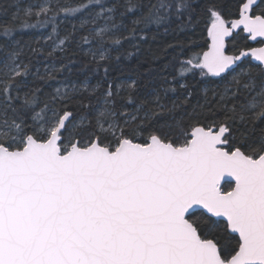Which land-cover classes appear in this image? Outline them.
I'll return each instance as SVG.
<instances>
[{
    "label": "snow or ice",
    "instance_id": "obj_1",
    "mask_svg": "<svg viewBox=\"0 0 264 264\" xmlns=\"http://www.w3.org/2000/svg\"><path fill=\"white\" fill-rule=\"evenodd\" d=\"M16 7L0 25V264H264V0ZM197 14L207 50L165 59L143 83L108 78L126 42ZM48 26L46 46L14 39ZM238 30L261 46L228 54ZM77 57L85 80L45 94ZM193 89L203 103L176 119L181 105L162 101L183 90L187 106Z\"/></svg>",
    "mask_w": 264,
    "mask_h": 264
},
{
    "label": "trees",
    "instance_id": "obj_2",
    "mask_svg": "<svg viewBox=\"0 0 264 264\" xmlns=\"http://www.w3.org/2000/svg\"><path fill=\"white\" fill-rule=\"evenodd\" d=\"M40 0H0V24L8 23L13 16V13L17 12L16 5H19V8L22 10L28 7L31 4L38 3ZM187 21L185 17L184 21H177L175 17L172 18V23L170 25H151L148 29L145 30L143 35L146 36L144 40H132L131 42H126L123 45L122 51L127 55L128 52H131V56L121 57L118 64H113L109 72V79L115 78V83L124 81V80H137L140 83H143L141 79L142 76L146 74V71L151 69H157L159 66H162V62L165 59H171L176 54L183 51L184 56L182 58H187L193 53L200 52L202 53L207 49L209 39L207 36V23L206 20L197 14L190 24L183 26ZM167 29V31H165ZM34 34V33H33ZM21 36V41L24 43H29L31 37L30 34L26 33H15L14 37ZM2 38V37H1ZM2 42V41H0ZM133 45H138L133 47ZM37 46V45H36ZM253 47L248 40L244 39L242 32L234 35L226 44V50L228 54H233L238 52V50ZM71 53H69L70 55ZM115 57V53H113ZM60 59H64V62L67 63L68 60L63 53L59 54ZM78 63L73 66V73H63L57 76L55 81H51L48 85L44 86V93H50L51 89L63 81L65 83H70L73 81H84L85 77L89 75L87 72L77 71L76 69L81 67L80 58L77 57ZM41 70L43 67L41 65ZM104 76L103 71L101 70L98 74H92L88 82L91 84H96L97 81L101 80ZM196 79H202L198 76ZM211 80H217L218 78H211ZM195 83V80L191 76L188 77V81ZM186 92L181 90L178 93L169 92L162 102L171 106L173 101H176L177 104L181 106L178 107L174 113L176 119H180L185 107L188 110L191 109V106L197 103L199 100L203 103V93L199 89H193V96L189 105L184 106L181 104L183 96L186 95ZM163 96L164 94L161 93ZM145 98L143 88L137 90V103L140 100ZM95 103V99H93ZM117 104L119 106H124L131 110L134 105L127 104L126 94L123 98H117ZM82 111V110H81ZM172 117L170 115H165L160 119V123L171 122ZM227 185H225L226 187Z\"/></svg>",
    "mask_w": 264,
    "mask_h": 264
},
{
    "label": "rangeland",
    "instance_id": "obj_3",
    "mask_svg": "<svg viewBox=\"0 0 264 264\" xmlns=\"http://www.w3.org/2000/svg\"><path fill=\"white\" fill-rule=\"evenodd\" d=\"M40 2V1H39ZM39 2L38 3H35V4H31V5H37V4H39ZM21 15H22V12H21ZM33 19H35L34 17H33ZM12 20V19H11ZM10 20V21H11ZM9 21V22H10ZM7 23H1L0 25H6ZM66 27H69V29H70V26H66V25H62L61 26V28H60V32H61V35H63L64 34V31H65V28ZM17 32H19V33H26V34H30L31 35V37L32 38H30V40H29V43H24V42H22L21 41V36H16V37H14V39L15 40H17V41H19L21 44H25V45H27V44H30L32 47H42V46H46L45 45V41H44V39H43V37L44 36H47L48 35V33H50L51 32V26H48V27H46V28H43V29H28V30H25V31H17ZM16 32V33H17ZM34 33V34H33ZM2 39L3 38H1L0 37V41H2ZM38 41V42H37ZM37 45V46H36ZM247 63V61H245V64ZM242 67L244 66L243 64L241 65ZM237 70H239V69H237ZM73 82H75V83H77V84H79V83H81V82H83V81H73ZM121 82V81H120ZM124 82H131V80H124ZM70 83H72V82H70ZM90 85H95L94 83H90V82H88ZM117 83H119V82H117ZM55 87H57V86H55ZM55 87H53L52 89H51V91H50V93L53 91V89L55 88ZM124 107V106H123Z\"/></svg>",
    "mask_w": 264,
    "mask_h": 264
},
{
    "label": "water",
    "instance_id": "obj_4",
    "mask_svg": "<svg viewBox=\"0 0 264 264\" xmlns=\"http://www.w3.org/2000/svg\"><path fill=\"white\" fill-rule=\"evenodd\" d=\"M239 32H240V30H238L237 33H234V35L238 34ZM234 35H233V36H234ZM243 35L245 36L244 33H243ZM233 36H232V37H233ZM232 37L227 38L226 43H227ZM248 42L251 43L252 45L256 44L255 42H252V41H250V40H248ZM209 43H210V41H209ZM206 50H207V49H206Z\"/></svg>",
    "mask_w": 264,
    "mask_h": 264
},
{
    "label": "flooded vegetation",
    "instance_id": "obj_5",
    "mask_svg": "<svg viewBox=\"0 0 264 264\" xmlns=\"http://www.w3.org/2000/svg\"><path fill=\"white\" fill-rule=\"evenodd\" d=\"M240 32H242V31H240ZM242 35H243V33H242ZM243 36H244V35H243ZM226 44H227V43H226ZM250 44H251V43H250ZM258 46H261V45H259V44H257V43L253 45V47H258Z\"/></svg>",
    "mask_w": 264,
    "mask_h": 264
}]
</instances>
